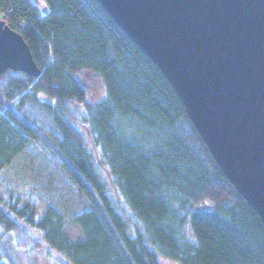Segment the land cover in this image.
Here are the masks:
<instances>
[{
	"label": "trees",
	"instance_id": "obj_1",
	"mask_svg": "<svg viewBox=\"0 0 264 264\" xmlns=\"http://www.w3.org/2000/svg\"><path fill=\"white\" fill-rule=\"evenodd\" d=\"M43 1L45 14L31 0H0L1 20L41 71L0 76V174L34 142L83 206L62 212L49 201L38 217L26 200L0 202V264H16L5 234L25 252L44 242L61 264H160L159 257L264 264L263 223L220 172L160 71L96 0ZM86 77L102 84L99 101L88 100ZM27 103L47 115L55 134L23 118ZM69 224L80 240L68 239Z\"/></svg>",
	"mask_w": 264,
	"mask_h": 264
},
{
	"label": "water",
	"instance_id": "obj_2",
	"mask_svg": "<svg viewBox=\"0 0 264 264\" xmlns=\"http://www.w3.org/2000/svg\"><path fill=\"white\" fill-rule=\"evenodd\" d=\"M160 71L225 179L264 225V0H96ZM38 78L0 19V76Z\"/></svg>",
	"mask_w": 264,
	"mask_h": 264
},
{
	"label": "rangeland",
	"instance_id": "obj_3",
	"mask_svg": "<svg viewBox=\"0 0 264 264\" xmlns=\"http://www.w3.org/2000/svg\"><path fill=\"white\" fill-rule=\"evenodd\" d=\"M42 14L47 12V7L43 0H31ZM2 15L0 14V19ZM85 86L88 89V100L93 103L99 101L104 96V88L98 81L92 78H85ZM40 99H45L39 95ZM23 118L31 122L45 136L55 134V128L47 115L31 103H27ZM89 149L93 152L96 159L99 160V154L91 146ZM48 156L43 154L39 147L33 142L25 146L23 151L13 157L11 163L6 166L0 174V202L12 204L13 202L26 200L38 207V217L46 207L49 201H53L62 212H77L82 206L81 198L72 189L69 182L61 173L52 166ZM104 168L103 165H101ZM105 173V171H104ZM108 182V189L115 201L123 204L116 190ZM22 203L19 204V206ZM208 203H202L201 208H210ZM1 233V231H0ZM65 233L70 241L81 239V232L78 227L69 224ZM35 238L39 234L32 231ZM3 244L7 251L14 258L16 264H61L62 257L50 249L44 242L42 247L36 251L25 252L18 250L14 246L12 234L3 235ZM160 264H178L174 261L159 257Z\"/></svg>",
	"mask_w": 264,
	"mask_h": 264
},
{
	"label": "built area",
	"instance_id": "obj_4",
	"mask_svg": "<svg viewBox=\"0 0 264 264\" xmlns=\"http://www.w3.org/2000/svg\"><path fill=\"white\" fill-rule=\"evenodd\" d=\"M10 12H11V10H7V11H6L7 14L10 13ZM6 105H7V104H6Z\"/></svg>",
	"mask_w": 264,
	"mask_h": 264
}]
</instances>
